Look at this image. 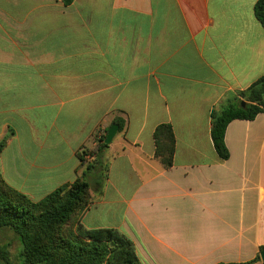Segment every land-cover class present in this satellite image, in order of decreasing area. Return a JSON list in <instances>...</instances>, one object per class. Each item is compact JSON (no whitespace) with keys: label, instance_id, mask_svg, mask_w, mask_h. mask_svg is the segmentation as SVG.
I'll use <instances>...</instances> for the list:
<instances>
[{"label":"crops","instance_id":"1","mask_svg":"<svg viewBox=\"0 0 264 264\" xmlns=\"http://www.w3.org/2000/svg\"><path fill=\"white\" fill-rule=\"evenodd\" d=\"M258 0H0V156L6 184L41 201L81 174L118 125L102 187L80 216L133 239L143 264L247 263L264 250V113L211 115L264 76ZM118 122L123 123L120 128ZM170 124L174 166L155 157ZM253 264H264L261 259Z\"/></svg>","mask_w":264,"mask_h":264},{"label":"trees","instance_id":"2","mask_svg":"<svg viewBox=\"0 0 264 264\" xmlns=\"http://www.w3.org/2000/svg\"><path fill=\"white\" fill-rule=\"evenodd\" d=\"M70 5L73 0H63ZM254 13L264 28V0H258ZM245 106L242 107V103ZM264 113V76L249 88L222 104L211 115V137L218 156L227 161L230 152L225 143L229 124L235 120L253 121ZM120 128L123 123L118 122ZM97 140L92 152L79 154L82 172L73 183L63 185L41 201L10 188L0 173V230L14 234L22 251L12 256L11 242L0 243V264H143L133 239L114 228L88 229L80 216L94 202L91 182L102 187L108 179V167L102 153L109 148L105 143L108 131ZM10 132L0 142V156ZM155 157L169 170L174 166L176 137L172 125L161 124L153 134ZM90 180H92L90 182ZM260 259L247 263L253 264Z\"/></svg>","mask_w":264,"mask_h":264},{"label":"rangeland","instance_id":"3","mask_svg":"<svg viewBox=\"0 0 264 264\" xmlns=\"http://www.w3.org/2000/svg\"><path fill=\"white\" fill-rule=\"evenodd\" d=\"M91 197L94 198L93 195H91ZM1 242H3L2 244H4L5 242L6 243L11 242L12 246H13V250H11L12 256L15 258L20 256V252L22 251V248H21V246L19 247V249L15 248V247H17V242H16L15 236L12 232L0 230V243Z\"/></svg>","mask_w":264,"mask_h":264},{"label":"water","instance_id":"4","mask_svg":"<svg viewBox=\"0 0 264 264\" xmlns=\"http://www.w3.org/2000/svg\"><path fill=\"white\" fill-rule=\"evenodd\" d=\"M245 106V102L242 103V107ZM119 126L118 125H112L111 128L108 131L107 138L105 140V143L107 145H111L115 139V137L118 134ZM261 259L264 261V250L260 253Z\"/></svg>","mask_w":264,"mask_h":264},{"label":"built area","instance_id":"5","mask_svg":"<svg viewBox=\"0 0 264 264\" xmlns=\"http://www.w3.org/2000/svg\"><path fill=\"white\" fill-rule=\"evenodd\" d=\"M103 134H105L104 133V130H98V132H97V140L101 137V135H103Z\"/></svg>","mask_w":264,"mask_h":264}]
</instances>
